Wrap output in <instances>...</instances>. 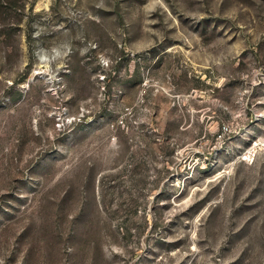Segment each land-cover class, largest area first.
Wrapping results in <instances>:
<instances>
[{"label":"rangeland","instance_id":"obj_1","mask_svg":"<svg viewBox=\"0 0 264 264\" xmlns=\"http://www.w3.org/2000/svg\"><path fill=\"white\" fill-rule=\"evenodd\" d=\"M0 264H264V0H0Z\"/></svg>","mask_w":264,"mask_h":264}]
</instances>
